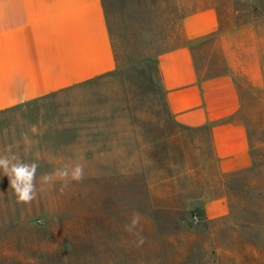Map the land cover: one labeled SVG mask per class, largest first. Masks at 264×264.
I'll list each match as a JSON object with an SVG mask.
<instances>
[{"label":"rangeland","instance_id":"374dc122","mask_svg":"<svg viewBox=\"0 0 264 264\" xmlns=\"http://www.w3.org/2000/svg\"><path fill=\"white\" fill-rule=\"evenodd\" d=\"M104 3L117 71L105 82L28 108L26 115L15 110L0 122L3 154L7 142L16 144L27 132L23 118L30 119L32 143L14 151L45 164L38 189L39 176L53 172L48 164L84 165L82 182L63 191L60 183L44 185L27 205L17 202L0 173V262L8 253L10 264H118L126 253L127 259L137 255L126 264H264V94L249 95L240 111L257 165L228 184L234 213L217 226L222 231L205 232L192 216L200 215L194 205L213 194L216 181L202 164L205 147L200 151L197 144L206 138L174 123L157 65V57L180 42L188 9L177 7V0ZM8 128L13 133L1 136ZM129 128L141 129L142 136L112 135ZM142 156L155 164L119 163L136 157L144 162ZM134 213L141 217L143 244L125 230ZM124 243L128 251L120 247Z\"/></svg>","mask_w":264,"mask_h":264},{"label":"crops","instance_id":"0c3cea01","mask_svg":"<svg viewBox=\"0 0 264 264\" xmlns=\"http://www.w3.org/2000/svg\"><path fill=\"white\" fill-rule=\"evenodd\" d=\"M263 1L177 0V7L188 9L181 19L180 42L157 57L174 123L206 138L197 144L200 151L205 147L202 164L216 181L213 194L194 207L200 210L203 230L214 235L234 213L228 184L257 165L240 111L249 95L264 94ZM117 69L104 0H0V122L12 119L15 110L26 115L28 108L105 82ZM25 120L30 135V119ZM11 133L13 129H4L1 136ZM112 135L140 137L142 130ZM138 145L140 153L142 142ZM119 163L155 164L138 157ZM120 247L128 251L125 243ZM7 255L0 264H10ZM118 257V264L137 261V255Z\"/></svg>","mask_w":264,"mask_h":264},{"label":"clouds","instance_id":"9594fccd","mask_svg":"<svg viewBox=\"0 0 264 264\" xmlns=\"http://www.w3.org/2000/svg\"><path fill=\"white\" fill-rule=\"evenodd\" d=\"M35 132V128L32 129ZM32 139L28 132L20 134V140L16 144L8 145L3 154H0V173L7 176L9 188L12 189L15 198L20 204H31L37 198L39 192L43 191V186L53 183L61 184L63 191L72 181L82 182L84 179V165L80 162L67 163L55 168L51 173H43L39 176L41 187H37V173L41 167L40 163L33 159L27 162L20 157L14 148L20 144L29 145ZM139 213H134L130 222L125 225V230L139 237L137 243L143 244V237L138 231L140 223Z\"/></svg>","mask_w":264,"mask_h":264},{"label":"built area","instance_id":"2783aa9c","mask_svg":"<svg viewBox=\"0 0 264 264\" xmlns=\"http://www.w3.org/2000/svg\"><path fill=\"white\" fill-rule=\"evenodd\" d=\"M192 218H193V221L195 223H198L201 220V217H200V215L198 213H196L195 215H193Z\"/></svg>","mask_w":264,"mask_h":264}]
</instances>
